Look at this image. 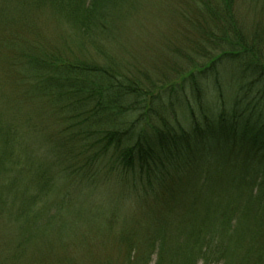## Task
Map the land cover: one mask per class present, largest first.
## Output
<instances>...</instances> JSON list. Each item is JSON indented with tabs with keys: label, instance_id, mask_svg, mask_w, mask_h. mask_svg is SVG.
<instances>
[{
	"label": "trees",
	"instance_id": "trees-1",
	"mask_svg": "<svg viewBox=\"0 0 264 264\" xmlns=\"http://www.w3.org/2000/svg\"><path fill=\"white\" fill-rule=\"evenodd\" d=\"M157 1L155 10L149 0H21L19 17L0 11V44L17 46V55H7L8 69L26 71L30 90H37L27 103L22 78L12 108L19 117L0 126V221L10 227L1 232L9 247L0 246V264L10 258L77 264L75 254L69 260L53 247V231L63 253L75 247L71 239L113 245L97 262L86 249L89 264H151L155 256V264H165L162 225L185 199L186 217L203 209L201 219L194 213L186 219V264H264L262 34L241 20L242 0ZM43 7L67 26L61 44H48L36 25L33 16ZM143 10L151 11L154 45L144 39L139 51L153 49L171 62L155 81L143 69L133 71L139 51L118 42L122 24ZM171 22L176 28L168 32ZM89 52L101 60L78 57ZM30 131L41 133L37 141L25 140ZM42 141L49 142L46 150ZM92 152L111 163L103 170L97 161L93 173L95 161L85 160ZM113 163L135 194L138 220L122 216L128 197L122 192L113 198L82 192L88 181L99 185L103 171L117 174ZM62 172L68 178L60 191L54 185ZM71 188H77L72 199ZM63 206L75 221L63 217ZM68 226L79 238L66 235ZM166 256L175 264L173 248Z\"/></svg>",
	"mask_w": 264,
	"mask_h": 264
},
{
	"label": "rangeland",
	"instance_id": "rangeland-1",
	"mask_svg": "<svg viewBox=\"0 0 264 264\" xmlns=\"http://www.w3.org/2000/svg\"><path fill=\"white\" fill-rule=\"evenodd\" d=\"M151 2H153L156 6H155V10L157 9V5L159 4L157 0H149ZM21 4V0H0V11H2V15L6 14L4 16H12L13 13H17V16L19 17V12L22 10L20 9L21 7H19ZM43 13L39 14V15H34L33 18L34 20H36V25L39 26V28H41L42 33H44V35L46 36V38L48 39V44L50 45H57V44H61L60 42L61 39L59 37V34H61L62 31L64 32H68L67 26L64 25V23H60L58 21V19L56 18L55 11L52 10L49 7H43L42 10ZM240 17L241 20L243 21L244 25H246L249 29L251 30H256L258 32H260L262 34V40H263V46L262 48L264 49V0H242L241 1V6H240ZM151 15V11L150 10H143L141 11L139 14H136L135 16H132V19L127 21L126 24H122L123 29H122V37H120L119 41H122L123 44H126V42L128 43V48L129 49H134L135 51H139L140 47V41L143 42L144 39L146 40V43H151L148 44L150 46L154 45L152 44L154 42V35L153 32H149L147 29L148 25H152L153 21L150 18ZM172 22L170 23V25L167 27L168 28V32H172L175 30L176 25L172 24ZM12 26H14L13 29H16V33H21V34H26L27 32L21 31L19 30V28L17 29V25L11 23ZM11 34V35H9ZM6 35L9 36H14V33H9L7 32ZM59 42V43H57ZM17 46H10L8 43L6 42H1L0 44V49L4 51V54H0V65L2 66V68H0V76L4 77V81L3 84L0 83V126L2 125H10L13 122V118L15 119V116H18L17 113H15L14 110H12V108H14L15 103H19V97L21 98V89L23 88V90H25V93H27V97L29 98V100H27V103H29L31 101L32 103V98H34L37 94V90L33 91L30 90L32 87V85H34V81L30 80V76L27 77L26 75V71H21V70H15V69H8V62L10 60H7V55L10 58V56L14 57L15 55H17ZM21 47V46H19ZM90 48V52L93 53L94 49L92 47ZM49 49H52V47H49ZM89 53L87 54H80L78 57H80L81 59H86L87 57H95V56H88ZM153 49L151 51L149 50H140L139 54L141 57H139V61H130L132 62L133 66L132 69L134 72H138L136 69H143L145 71H147V73L150 74V76L152 77V80H157L159 79L160 75L162 73H165V64L166 62H168L169 64L171 63L170 61H168L166 58L167 56H163L162 54H158L157 56H153L154 53ZM152 57V58H151ZM92 59H96V60H101L98 59L97 57L92 58ZM103 61H105V58H102ZM94 61V60H93ZM22 78H26V79H22ZM23 80L22 83V88L17 87V85H19V81ZM34 96V97H31ZM16 99V100H15ZM15 100V103H14ZM25 101V100H24ZM30 103V104H31ZM16 107V106H15ZM15 109V108H14ZM13 117V118H12ZM19 117V116H18ZM43 127V126H42ZM44 129V128H43ZM42 130V129H41ZM41 134L39 132L36 131H30L26 137L25 140H32L33 142L37 141V138L39 137L38 135ZM29 138V139H28ZM44 139V138H43ZM43 142V141H42ZM43 148L46 150L47 149V144H49V142L45 141L42 143ZM19 147V146H18ZM21 147V145H20ZM20 152V148L19 150H16V153ZM38 153H43V151L40 149L39 151H37ZM95 152V151H94ZM90 153L92 155H85V160L86 159H92L95 162L93 163V166H91V171L93 172V170L95 169V167H97L99 164V162L101 161V169L104 170V168H107L108 163H111V160L108 158L107 160L103 157V156H99L98 153ZM17 153V154H18ZM101 157H103L104 159L102 160ZM97 161H99L98 163H96ZM84 164V163H83ZM82 164V165H83ZM115 165V163H113ZM71 165V163L65 164L64 166H66V169L68 168V166ZM81 165V166H82ZM116 172L118 171V166L115 165ZM14 170V168H13ZM63 170V168H62ZM102 170V171H103ZM60 173V170H58ZM65 171V170H64ZM104 173L100 176L103 177V180L100 182L99 185H95L93 186V184L91 182L88 181V183H86V187H84L82 189L83 191H86L88 189V191L95 193V195H98L97 197H100L102 194L107 195L110 194V197L113 198V193H117V192H122L123 195L128 196L126 198V205L125 208L123 210V214L122 216H125V218L127 219V216L125 214H127L130 217H133V220H138L139 219V212L141 213V211H139V209L137 208V199L134 197L135 194H132L130 192H128V187L126 186V184L124 183V181L121 178V171H119L120 173L117 172L116 173H112L110 172L109 174L106 173V171H103ZM63 173V172H62ZM60 174L58 176V178L56 179V183L54 185V187L58 190L61 191L64 189V187L62 185H64L66 183V180L68 178L67 175H65V173ZM94 173V172H93ZM98 173V172H97ZM96 173V175H97ZM106 173V174H105ZM2 172H0V183L3 182L4 177L2 176ZM116 174V175H115ZM125 176V175H124ZM125 177H128V175H126ZM132 176L129 175V178H131ZM134 177V175H133ZM122 181V182H121ZM75 186V185H74ZM92 187H95L94 189H92ZM77 188H71L69 190H67V193H69V198L72 199L74 195H76L77 193ZM94 195V197H95ZM131 195V196H129ZM20 197L22 198V195H20ZM19 198V195H18ZM99 199V198H97ZM84 201V200H83ZM183 202H185L186 204V199L182 202H180L178 205L173 206L172 207V215L170 217V219L168 220L167 224L162 225L167 233L168 236V241H166V254L168 252H170V250H172V248L174 249V257H175V264H186V260H183L182 258L184 257V255L186 254V243L188 241V236L189 233L187 232V229L189 230V227L186 226V219H190L191 218V214L194 213L193 215L195 216V218H200L202 217V207L200 205L196 206L191 212L190 215L186 217V207L185 204L183 205ZM96 205H92L90 206L91 210L95 211V207ZM64 218L66 220H72L75 221V217H73L74 212L71 209V207H64ZM75 209L77 207H74ZM55 210V209H54ZM145 210V209H143ZM139 211V212H138ZM59 213H61V211H59ZM69 217V219H68ZM199 219V220H200ZM136 224V221H134ZM73 224V223H72ZM188 224V223H187ZM138 225V224H136ZM189 225V224H188ZM7 227V230H10V227L6 225V222L4 221H0V246L2 245V251L3 249L8 248V244H9V240L6 239L5 237H1V232L4 233L5 231L4 228ZM14 228H16V226H14ZM13 228V232L14 234L17 232L15 229ZM42 228V227H41ZM43 230V229H42ZM95 231V230H94ZM9 232V231H8ZM68 234H66L67 236H74L75 238H79L76 236H79L77 233L74 235L73 232H71V230H69V226L67 229ZM77 232H79V230H77ZM96 232V231H95ZM56 232H52V237L53 239V244L56 248V250L59 251V253L61 255H68V259L70 260V257L72 254L76 255V261L77 264H89L90 261V257H92L93 255L86 254L85 252L86 249L91 248V250L93 252H95L98 255V258L96 257V260L94 262H97L99 260V254L98 253H102V251H104L105 253L102 254H108L109 251H111L113 249V245H109L107 246L104 241L97 243L99 244L94 245H88V243L80 245L79 243L76 242L75 239H71L69 243H71V245H75V247L66 250L65 253H63L64 251H62V248L60 246H57L58 242H55L56 239L58 238V235H56ZM59 234V232H58ZM96 235V234H94ZM6 236H9L8 234H6ZM65 236V234L63 235ZM93 237V235H92ZM70 245V246H71ZM111 249V250H110ZM181 249L183 250L182 254H180ZM97 251V252H96ZM177 253V254H176ZM165 254L164 257V262L165 264H169L167 256ZM232 258L236 257V253L235 251L232 252L231 254ZM177 258V259H176ZM74 259V258H73ZM10 261L8 262V264H12L13 262V258L9 259ZM156 262V256L154 257L153 261L151 264H155ZM14 264H28V263H24L20 260H18L16 263ZM76 264V262H75ZM198 264H201L198 263Z\"/></svg>",
	"mask_w": 264,
	"mask_h": 264
}]
</instances>
